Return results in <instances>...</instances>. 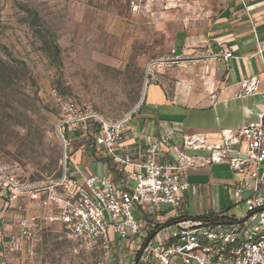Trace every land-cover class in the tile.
<instances>
[{
    "label": "rangeland",
    "instance_id": "obj_1",
    "mask_svg": "<svg viewBox=\"0 0 264 264\" xmlns=\"http://www.w3.org/2000/svg\"><path fill=\"white\" fill-rule=\"evenodd\" d=\"M219 5V0H0V198L10 226L17 215L35 224L34 240H12L8 264H96L99 250H78L43 202L8 189L60 175L58 126L69 102L117 122L134 115L152 90L166 100L191 101L194 91L209 93L210 70L182 42ZM178 46L182 52L175 53ZM66 136L73 148L74 134ZM77 155L81 159L76 154L72 163ZM220 170L216 179L227 185L218 188L221 206L241 213L228 188L241 176ZM10 233L13 238L14 229Z\"/></svg>",
    "mask_w": 264,
    "mask_h": 264
},
{
    "label": "built area",
    "instance_id": "obj_2",
    "mask_svg": "<svg viewBox=\"0 0 264 264\" xmlns=\"http://www.w3.org/2000/svg\"><path fill=\"white\" fill-rule=\"evenodd\" d=\"M256 85L254 79L245 81L241 93L253 94ZM128 118L106 122L67 103L58 126L60 175L36 186H5L33 203L43 202L78 250H99L96 264H108L125 243L127 257L118 264H264V113L236 130L220 131L215 143L195 133L179 137L177 146L168 131L139 149L137 159L121 146ZM67 134H74L75 145L104 155L117 178L71 168ZM164 147L172 159L160 160ZM206 164H225L241 176L231 189L233 205L244 208L239 218L182 213L188 170ZM13 220L11 244L34 240L33 219L17 215Z\"/></svg>",
    "mask_w": 264,
    "mask_h": 264
},
{
    "label": "crops",
    "instance_id": "obj_3",
    "mask_svg": "<svg viewBox=\"0 0 264 264\" xmlns=\"http://www.w3.org/2000/svg\"><path fill=\"white\" fill-rule=\"evenodd\" d=\"M219 3L213 16L182 42L185 52L193 53L194 58L210 70L209 93L194 91L191 101L166 100L162 93L152 90L146 102L126 121V138L121 146L133 159H137L139 149L168 131L174 132L173 144L177 146L179 137L195 133L204 134L208 142L215 143L219 141L220 131L236 130L246 122L257 121L264 113V0H219ZM174 52H182V48L178 46ZM251 79L257 82L256 91L243 95L242 85ZM204 94H208V98ZM88 150H93L92 155ZM72 153L71 168L77 165L83 174L105 173L111 179L117 178L107 158L95 156L93 148L75 145ZM79 153L81 159L77 155L72 163ZM170 159L172 154L164 147L160 160ZM221 167L230 170L225 164H206L188 170L190 187L183 198L184 216L200 218L204 214L221 212L239 218L243 214L244 208L241 213H233L221 206L218 188L227 186L216 179ZM235 182L228 184L232 205L231 189ZM208 199L210 208L207 207ZM4 204L0 198V264H8L7 256L12 247L9 214ZM125 244L115 250V259L110 264H118L127 257Z\"/></svg>",
    "mask_w": 264,
    "mask_h": 264
}]
</instances>
